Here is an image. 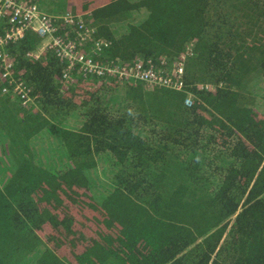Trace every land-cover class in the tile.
I'll list each match as a JSON object with an SVG mask.
<instances>
[{"label":"trees","instance_id":"16d2710c","mask_svg":"<svg viewBox=\"0 0 264 264\" xmlns=\"http://www.w3.org/2000/svg\"><path fill=\"white\" fill-rule=\"evenodd\" d=\"M27 1L93 62L169 75L184 56L183 87L32 58L30 30L7 46L0 264H264V0Z\"/></svg>","mask_w":264,"mask_h":264},{"label":"built area","instance_id":"2783aa9c","mask_svg":"<svg viewBox=\"0 0 264 264\" xmlns=\"http://www.w3.org/2000/svg\"><path fill=\"white\" fill-rule=\"evenodd\" d=\"M1 18H7L9 24L7 30L3 34H0V63H3L6 68V73L3 74L4 79H7L11 67L8 62L6 47L24 38L26 32L30 30L43 38V44L39 51L29 54L32 58H39L42 51L48 49L54 51L62 61H68L67 71L73 69L78 64L81 65V70L85 74H108L122 82H145L150 87L160 85L175 90H180L183 87L184 56L180 57L179 61L173 64L171 71H169L171 74L169 75H166L165 71H158L157 73L152 67L145 69L140 61L126 65L114 62L99 64L93 62L90 57L87 58L80 50V41L76 42L65 39L60 33L58 34L56 18L46 13L36 4L28 3L27 0H0ZM58 19L63 21L68 27L77 30V37L81 41L93 39L94 30L88 28L80 16L67 12ZM103 46H107V43L104 39H99L95 50H101ZM64 78H68L67 73H65ZM17 89L22 94L24 103L31 100L27 97V93H23L22 84H18ZM187 103H191L190 99L187 100Z\"/></svg>","mask_w":264,"mask_h":264}]
</instances>
